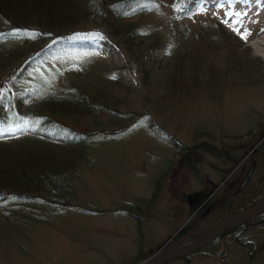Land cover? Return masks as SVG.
Returning a JSON list of instances; mask_svg holds the SVG:
<instances>
[{"label":"rangeland","instance_id":"obj_1","mask_svg":"<svg viewBox=\"0 0 264 264\" xmlns=\"http://www.w3.org/2000/svg\"><path fill=\"white\" fill-rule=\"evenodd\" d=\"M172 1L153 0L152 12L136 5L122 12L135 29L159 31L158 36L149 33L146 39L165 36L168 41L171 30L166 34L165 26L177 18L189 31L203 23L221 24L224 30L219 31L228 44L221 43V35L208 37L206 45L201 36L195 40L192 60L184 50L178 73L170 70L177 55L174 59L165 48L155 49L157 53L148 50L142 56L150 71L147 86L142 85L139 62L129 58L116 40L109 42L93 33L97 28L92 24L84 28L91 37L87 42L74 35L71 45L77 51L53 53L49 58L61 68L72 61L80 63L87 81L105 91L97 101L87 102L88 116L63 121L69 133L96 135L83 142L80 159L68 174L75 196L71 205L76 208L43 209L46 212L39 222L0 209V264H135L161 245L185 247L195 242L194 232H184L183 227L192 204L210 183L214 190L202 197L196 209L201 211L202 202L218 193L224 203L203 209L202 217H191L189 221L201 228L208 229L264 198V168L255 156L264 135L251 145L264 129V59L253 49L264 34V0H183L176 10ZM236 12L239 18L233 16ZM19 44V38L4 40L0 48ZM145 44L152 42L147 39ZM79 48H90L93 55ZM238 59L240 64L242 59L255 64V74L239 69ZM168 74H174L178 93L159 101L165 95L159 87L165 85ZM19 129L23 128L1 129L0 133ZM202 132L214 139L206 143L210 146L206 152L197 151L201 161L196 163L198 156L182 163L190 168L186 175L169 172L157 184L180 152L205 143L206 139L193 138ZM251 163L254 167L245 187L231 197L229 193L233 194ZM226 184L233 186L226 189ZM155 188L153 205L146 209L143 201L150 199ZM167 264H264V224L235 229Z\"/></svg>","mask_w":264,"mask_h":264},{"label":"trees","instance_id":"obj_2","mask_svg":"<svg viewBox=\"0 0 264 264\" xmlns=\"http://www.w3.org/2000/svg\"><path fill=\"white\" fill-rule=\"evenodd\" d=\"M182 2L183 0H173L174 9H178L177 4ZM132 5L142 6L139 9L147 8V12L156 8L153 0H0V42L21 39V44L17 46L0 48V130L23 128L10 134L4 131L0 133V209H8L10 214L12 212L22 220L39 222L41 214L46 212L43 209L76 208L71 205L75 196L68 174L80 159V147L83 142L94 137L96 133H86L85 136L69 133L70 129L63 121H75L88 116L87 102L97 101L98 96L105 94V91L101 90L99 85L87 81V75L79 68L80 63L73 64L72 61L70 63L75 66L68 64V67L61 68L51 63L49 58L53 53L77 51L78 49L72 48L71 45L74 35L78 34V39L84 42L91 38L85 33L86 25H94L97 29H94L93 33L101 38L109 42L116 40L129 58L134 57V60L139 62L138 70L142 74L141 82L144 86L148 83L150 85L147 78L150 71L142 58L147 56L148 50L157 53L155 49L165 48L174 59L177 55L170 70L178 73L186 52H190L187 58L192 60L195 40L203 36L205 44L208 45V37L218 38L222 35L219 30H224L221 24L213 22L208 25L203 23L202 27L189 31L184 27L187 25L179 24L175 18L165 26L168 30L166 34L171 30L169 40L167 41L165 36L161 37L164 39L155 40L152 35L158 36L157 29L149 27L146 33L135 29L131 22L125 20L126 12L123 13L122 10ZM149 33L152 35L147 39H150L152 44H145L146 35ZM220 39L222 44H228L225 42L228 40L225 36L222 35ZM169 42H172V45H168ZM181 46H184V49ZM178 47L179 52L176 53ZM89 49L79 48L80 51L93 55ZM238 60L236 65L239 69H246L250 75L255 74V64L247 59H242L240 64L241 59ZM58 79L60 86L55 87ZM176 84L174 74L169 75L165 85L159 87L160 93L165 94L159 97V101L176 95ZM180 85L181 88H186L182 87L184 83ZM151 91L159 92L154 89ZM262 131L251 145L262 138L264 129ZM247 135H250V132ZM193 138L206 140L205 143L202 141L200 145L186 148L185 151L179 148L182 152L177 159L170 162L168 170L157 179V184L169 172L171 175H176V172L178 175H186L190 168L183 164L197 160L198 156L199 161L196 163L200 162L201 155L197 151L206 152L210 147L206 143L214 139L211 134L205 132L195 134ZM173 145L176 149L179 147L176 143ZM255 154L264 168V137ZM232 186L226 184L225 188ZM213 187L215 185L210 183L207 191H211ZM157 192L158 188H155L150 199L143 201L146 209L153 205ZM234 192L232 194L228 190L231 197ZM205 194L206 191L202 193L201 198ZM219 197L220 193L211 201H206L203 209L211 204L214 207L222 206L224 201ZM180 200H184V196H181ZM197 204L190 209L189 215ZM132 206H135L137 211L140 210L138 205ZM202 210L193 216L201 217ZM256 219L258 218L233 228L227 235L235 229L246 227L247 224L249 226ZM192 223L189 221L183 231L205 230Z\"/></svg>","mask_w":264,"mask_h":264},{"label":"water","instance_id":"obj_3","mask_svg":"<svg viewBox=\"0 0 264 264\" xmlns=\"http://www.w3.org/2000/svg\"><path fill=\"white\" fill-rule=\"evenodd\" d=\"M254 167V163H251L248 167L243 179L241 180L238 188L235 193L240 192L243 187L246 185L247 181L250 178ZM264 214V198L255 203L254 205L248 207L247 209L230 216L223 221L219 222L215 226L199 232L194 233V236L198 237V240L193 242L192 244L181 247L180 249L175 250V245H169L166 248L154 253L150 257L142 260L137 264H166L172 260L187 256L212 242L213 240L223 236L225 233L230 231L231 229L246 223L260 215Z\"/></svg>","mask_w":264,"mask_h":264},{"label":"flooded vegetation","instance_id":"obj_4","mask_svg":"<svg viewBox=\"0 0 264 264\" xmlns=\"http://www.w3.org/2000/svg\"><path fill=\"white\" fill-rule=\"evenodd\" d=\"M210 185V184H209ZM214 190V189H213ZM212 190V191H213ZM208 191L206 190V193H207ZM202 195V194H201ZM201 195L198 197V199L196 200V203H198V202H201ZM206 201H208V200H206ZM206 201H204V202H202V204H204ZM195 202L192 204V206H191V208H193L194 207V205L196 204ZM204 206V205H203ZM203 206H202V208H203ZM208 207H210V206H208ZM207 207V208H208ZM212 207V206H211ZM205 210V209H204ZM197 209L196 208H194V210L192 211V213L190 214V217H189V219H188V221L191 219V217H193V215L195 214V213H197ZM201 217H202V215H201ZM256 218H258V219H256L254 222H252L251 224H249V225H254V224H263L264 223V215H261V216H259V217H256ZM251 221V220H250ZM249 222V221H248ZM247 223V222H246ZM215 224V223H214ZM214 224H212V225H214ZM245 224V223H244ZM248 225V224H247ZM247 225H245V226H247ZM193 231H196L195 229L193 230ZM227 236V233L225 234V235H223L222 237H226ZM221 238V237H220ZM220 238H218V239H220ZM217 239V240H218ZM217 240H214V241H212V243H215ZM211 244V243H210ZM210 244H208V245H210ZM207 245V246H208ZM213 245V244H212ZM164 246V245H163ZM163 246L161 245L160 246V248L158 249V250H156L155 252H158V251H160V250H162V248H163ZM206 247V246H205ZM203 249V248H202ZM198 251H200V250H198ZM155 252H151L148 256H146L145 258H147V257H149V256H151V255H153ZM197 252V251H196ZM145 258H143V259H145ZM142 259V260H143ZM142 260H140V261H142ZM140 261H138V262H140ZM137 262V263H138Z\"/></svg>","mask_w":264,"mask_h":264},{"label":"bare ground","instance_id":"obj_5","mask_svg":"<svg viewBox=\"0 0 264 264\" xmlns=\"http://www.w3.org/2000/svg\"><path fill=\"white\" fill-rule=\"evenodd\" d=\"M253 49L255 53L264 59V34L253 43ZM180 245L174 246V249H180Z\"/></svg>","mask_w":264,"mask_h":264},{"label":"snow or ice","instance_id":"obj_6","mask_svg":"<svg viewBox=\"0 0 264 264\" xmlns=\"http://www.w3.org/2000/svg\"><path fill=\"white\" fill-rule=\"evenodd\" d=\"M240 13L239 12H236V13H233V16L235 17V18H239L240 17ZM243 38V37H242Z\"/></svg>","mask_w":264,"mask_h":264}]
</instances>
